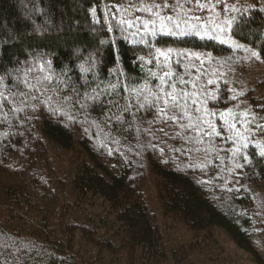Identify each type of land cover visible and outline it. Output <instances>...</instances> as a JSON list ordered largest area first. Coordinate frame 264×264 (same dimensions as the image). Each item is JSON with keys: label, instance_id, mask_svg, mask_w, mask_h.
<instances>
[{"label": "trees", "instance_id": "obj_1", "mask_svg": "<svg viewBox=\"0 0 264 264\" xmlns=\"http://www.w3.org/2000/svg\"><path fill=\"white\" fill-rule=\"evenodd\" d=\"M131 5L0 0V92L23 89L25 77L42 89L23 111L0 108V264H208L219 235L264 264V132L198 142L179 122L150 124L153 112L133 118L84 99L109 83L135 87L152 67L140 58L155 62L163 51L169 66L179 59L218 93L207 103L218 130L229 109L264 125V0H234L235 35L225 43L219 35L124 42L109 13Z\"/></svg>", "mask_w": 264, "mask_h": 264}, {"label": "snow or ice", "instance_id": "obj_2", "mask_svg": "<svg viewBox=\"0 0 264 264\" xmlns=\"http://www.w3.org/2000/svg\"><path fill=\"white\" fill-rule=\"evenodd\" d=\"M213 6L206 5L203 0H177L175 4L170 5L168 2L160 3L158 0H151L150 3H141L139 7L131 5L128 7H117L116 14L109 13L115 29H118L123 36V41L127 42L129 37L133 40L139 36L141 43H147L146 37H158L161 35H181L194 36L199 39H217L219 34H226L227 28L231 35H235L233 24L236 19L232 18L224 22L212 20L211 26L208 21L202 20L201 16L196 15V12L212 11ZM224 11L235 12L239 11L235 8L224 6ZM133 13L143 14L133 15ZM172 13V14H169ZM95 14V12H93ZM241 15H243L241 13ZM113 27L109 28L112 31ZM213 35L209 36L208 33ZM220 43H225L220 40ZM111 46V45H110ZM240 47L239 44H235ZM251 55L260 60L259 53L253 51ZM160 57H163L167 64L161 63ZM199 59V57H196ZM153 60L145 61L140 58V66L144 64L152 65L148 69V74L142 79L135 82V87L129 88L127 83L124 85L109 83L108 89L103 91L96 90L85 95L84 99L87 103L91 101L92 106L105 108L111 112L112 108H120L124 113L136 117L137 113L153 112L154 118L149 123H155L156 120L167 122L171 120L173 123H180L185 133H192L193 138L198 142L204 137L209 140H214L219 137L224 142L237 143L242 137L252 135V127L257 132H264V125L257 122L255 116H249L247 113L233 114L229 109L227 112H221L218 118L226 124L222 130L212 123V117L217 116L216 111L209 110L207 107L208 101L219 100L218 93H209L207 88L201 83L197 77L195 69L181 67L182 62L178 59L174 66L168 55L163 51ZM83 69V65H81ZM43 66L40 71L43 72ZM44 81L51 83L50 77H44ZM23 89L17 85V91L9 90L8 93L0 92V108L16 103L17 107L12 108L13 112H20L24 109L20 105H28V97L33 92H41L42 89L36 85L30 84L25 77L21 82ZM43 83L38 78V84ZM67 83V81H65ZM87 84L88 82L85 81ZM207 83H212L208 80ZM117 93L119 97L117 98ZM236 97H232L235 99ZM33 101L37 100L36 95H31ZM85 104H81L83 109ZM55 111V109H54ZM227 117V119H226ZM111 116L109 117V120ZM119 121V116H117ZM237 124L240 128H237ZM163 131V129H161ZM223 133L235 134V139L232 135H224ZM243 148L249 147L247 143L243 144ZM258 147V145L254 146ZM237 148L235 151H239ZM259 156L264 158V149L259 151ZM243 159L251 163L249 155L245 154Z\"/></svg>", "mask_w": 264, "mask_h": 264}, {"label": "rangeland", "instance_id": "obj_3", "mask_svg": "<svg viewBox=\"0 0 264 264\" xmlns=\"http://www.w3.org/2000/svg\"><path fill=\"white\" fill-rule=\"evenodd\" d=\"M139 7L141 3L147 4L150 3L151 0H133ZM160 3L168 2L170 5L175 4L177 0H158ZM203 2L208 6H213V10L196 12V15L201 16L202 20H206L209 22L211 26L212 20H217L218 22H224L229 20L228 12L224 11V6L226 5L228 8H232L234 5V0H203ZM172 14V13H169ZM133 15H139L133 13ZM142 18L143 14L140 15ZM226 34H219L221 39H227V35L229 34V30L225 29ZM209 36L213 35L212 32L208 33ZM110 175L116 174V171L113 167L107 166ZM219 241V252L211 253L213 261H209L208 264H253L249 259L248 255L243 251L239 250L234 246L232 242H230L223 235L218 236ZM259 248L261 253L264 255V235L260 236L259 239Z\"/></svg>", "mask_w": 264, "mask_h": 264}]
</instances>
